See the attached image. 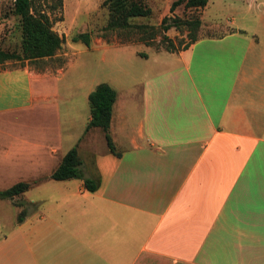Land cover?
<instances>
[{
    "label": "crops",
    "instance_id": "0c3cea01",
    "mask_svg": "<svg viewBox=\"0 0 264 264\" xmlns=\"http://www.w3.org/2000/svg\"><path fill=\"white\" fill-rule=\"evenodd\" d=\"M231 23L187 49L163 51L173 67L125 97L116 91L114 152L93 139L97 128L86 132L90 112L74 146L82 160L85 151L94 156L83 171L100 182L95 192L83 180L51 179L74 146L59 156L45 139L10 145L4 159L31 171L19 181L32 184L27 192L54 181L63 198L45 199L41 212L28 205L8 231L0 223V264H264V44ZM49 79L0 68V112L49 107L60 97ZM45 160L51 169L41 176Z\"/></svg>",
    "mask_w": 264,
    "mask_h": 264
},
{
    "label": "rangeland",
    "instance_id": "374dc122",
    "mask_svg": "<svg viewBox=\"0 0 264 264\" xmlns=\"http://www.w3.org/2000/svg\"><path fill=\"white\" fill-rule=\"evenodd\" d=\"M140 1L152 9L149 17L132 18V26L125 29H107L109 8L106 0H36L37 10L49 17L53 30L64 42L54 57L29 60L22 58L21 24L20 18L12 12L14 0H0V50L21 56L18 60L0 63V68H29L42 78L48 76L50 79L45 85L49 91L60 94L58 99L44 102L50 104L49 107L35 103L26 110L0 112V191L31 178V171H15L4 159V153L11 144L20 142L19 139L41 143H45V139L59 148V156L74 146V132H84L83 124L90 117V90L98 84L107 82L125 97L129 88L135 85L138 89L137 84L143 79L174 66L168 64L175 57L163 51L184 50L193 36L221 35L235 27L231 23L234 19L236 27H245L250 34L257 35L254 39L262 38L264 44V0H254V13L247 11L249 0H209L206 8L179 6L174 12L170 8L176 0ZM165 17H171L168 24L176 19L181 27L164 31ZM197 19L201 20V25L192 28ZM82 33H90V47L74 41ZM97 129L99 134L93 139L97 138L100 147H106L105 133ZM93 135L86 134L83 143H88ZM93 157L91 152L85 151L83 158L91 164ZM50 169V161L45 160L39 174L43 176ZM49 198L52 203L63 198L54 181H45L13 200L0 198V223L6 225L8 231L10 222L24 209L18 202L41 212L47 204L44 200ZM2 228L0 232H4Z\"/></svg>",
    "mask_w": 264,
    "mask_h": 264
},
{
    "label": "trees",
    "instance_id": "16d2710c",
    "mask_svg": "<svg viewBox=\"0 0 264 264\" xmlns=\"http://www.w3.org/2000/svg\"><path fill=\"white\" fill-rule=\"evenodd\" d=\"M208 2L209 0H176L172 3L170 10L174 12L179 6H185L188 9H201L205 8ZM35 3L36 0H14L13 3L12 12L20 18L21 24L22 58L29 60L52 58L62 49L64 40L53 30L49 17L37 10ZM105 4L109 8L107 29H125L132 26L130 23L132 18H146L152 14V9L140 0H106ZM170 20L171 17L163 19L162 27L164 31L181 27V23L176 19L168 24ZM200 25L201 20L197 19L192 28H197ZM198 40V37L193 36L191 44ZM74 41H81L85 46L90 47L91 35L90 33H82L76 36ZM168 52L174 51L168 50ZM20 58L21 56L17 53H7L0 50V63ZM116 99V90L106 82L100 83L89 95L91 120L86 127V132L92 128L102 129L106 136L107 145L112 152L115 151V146L109 131ZM51 179L56 181L83 180L85 188L89 192H95L100 186L98 180L85 176L83 160L79 155L77 145L63 157L59 167L52 173ZM31 187L32 184L29 182H19L4 191H0V198L13 200L15 197L27 192ZM18 205L24 206L18 218L19 222H22L29 213V206L23 202H18Z\"/></svg>",
    "mask_w": 264,
    "mask_h": 264
}]
</instances>
